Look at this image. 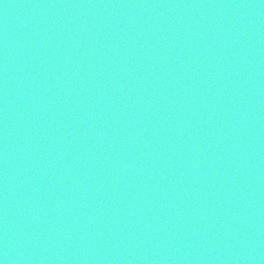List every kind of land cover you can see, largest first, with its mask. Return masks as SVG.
Returning <instances> with one entry per match:
<instances>
[{
	"label": "water",
	"instance_id": "1",
	"mask_svg": "<svg viewBox=\"0 0 264 264\" xmlns=\"http://www.w3.org/2000/svg\"><path fill=\"white\" fill-rule=\"evenodd\" d=\"M0 264H264V0H0Z\"/></svg>",
	"mask_w": 264,
	"mask_h": 264
}]
</instances>
